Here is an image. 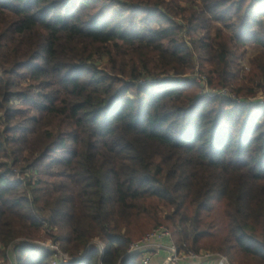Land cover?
Returning <instances> with one entry per match:
<instances>
[{
	"label": "trees",
	"instance_id": "16d2710c",
	"mask_svg": "<svg viewBox=\"0 0 264 264\" xmlns=\"http://www.w3.org/2000/svg\"><path fill=\"white\" fill-rule=\"evenodd\" d=\"M258 90L264 0H0V257L53 264L19 241L43 211L68 264H141L130 245L162 225L180 249L264 264Z\"/></svg>",
	"mask_w": 264,
	"mask_h": 264
},
{
	"label": "built area",
	"instance_id": "2783aa9c",
	"mask_svg": "<svg viewBox=\"0 0 264 264\" xmlns=\"http://www.w3.org/2000/svg\"><path fill=\"white\" fill-rule=\"evenodd\" d=\"M195 77L194 79L202 85L205 95H221L226 99H235L234 95L226 92L212 91L206 76L197 75ZM248 102L264 104V97L258 96L255 100L249 99ZM53 247V264H68L74 260L64 254L58 244ZM129 253H140L141 264H231L228 258L221 254L180 249L175 244L171 231L165 227H159L139 241L132 243Z\"/></svg>",
	"mask_w": 264,
	"mask_h": 264
},
{
	"label": "rangeland",
	"instance_id": "374dc122",
	"mask_svg": "<svg viewBox=\"0 0 264 264\" xmlns=\"http://www.w3.org/2000/svg\"><path fill=\"white\" fill-rule=\"evenodd\" d=\"M188 41H189V39H188ZM260 51H261V48L259 46H257V45L249 44V45L246 46V48L244 50V54H243V56L240 59V63L244 67V71L245 72L248 73L250 71V67H251L250 61H251V59L253 57H255L256 55H258L260 53ZM197 75H203V76H205L204 74L200 73L198 69H196V74L193 76V78H196L195 76H197ZM210 89L212 91H217V92L218 91H221V92H226L229 95H232L229 92L228 89L217 90V89H213L211 87H210ZM256 95H257V97L258 96L264 97V91L258 90ZM250 99H254L255 100V98H250ZM1 159H2V157H1ZM12 173H13V178L14 179H18L20 181H23L24 178H26V177L27 178H30L31 177L33 179V182L34 183H35V181L38 180V175L36 174V172H33L31 170H23V169L18 168V167H12ZM46 215H48L47 212H43V211H39L38 212V218L40 219L41 223L44 225L43 233H42L41 237L38 240L30 241V240L19 239V241H28V242H31V243H33L35 245H40V246L49 248L50 250H54L53 245H56V243H54V240L52 239V236H53V232L56 229L48 226L47 221H45ZM159 227H165V228H167L164 225L159 226ZM159 227H157V228H159ZM157 228H155V229H157ZM153 231H151L150 233H152ZM94 243L100 244L99 239H96L94 241ZM12 247H13V245L8 250L6 257H4V256H1L0 257V264H17V262L15 260V257L12 254V250H11ZM59 248H60V245H59ZM3 250H4V247L2 245H0V251H3ZM60 250H61V248H60ZM202 251L211 252V251H208V250H202ZM211 253H213V252H211ZM53 257L54 256H52V263H53Z\"/></svg>",
	"mask_w": 264,
	"mask_h": 264
}]
</instances>
